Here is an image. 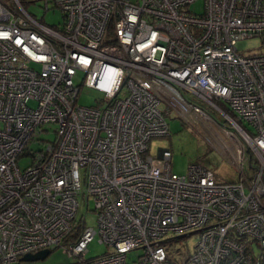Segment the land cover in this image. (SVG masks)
<instances>
[{
    "label": "built area",
    "instance_id": "obj_1",
    "mask_svg": "<svg viewBox=\"0 0 264 264\" xmlns=\"http://www.w3.org/2000/svg\"><path fill=\"white\" fill-rule=\"evenodd\" d=\"M252 36L264 44V0H0V264L55 247L69 264H264V49L237 46ZM77 74L95 105L76 103ZM170 107L208 119L236 164L253 155L254 175L222 182L197 162L179 175L170 147L146 155ZM81 194L93 227L76 221ZM95 236L107 250L86 258Z\"/></svg>",
    "mask_w": 264,
    "mask_h": 264
},
{
    "label": "rangeland",
    "instance_id": "obj_2",
    "mask_svg": "<svg viewBox=\"0 0 264 264\" xmlns=\"http://www.w3.org/2000/svg\"><path fill=\"white\" fill-rule=\"evenodd\" d=\"M134 1V0H130ZM192 10L200 11L201 2L197 1L191 6ZM27 9L34 13L37 17L41 14L43 20L48 24H57L63 20L62 13L55 7L53 10H49L42 13V6L40 3H29ZM238 48L243 53L256 52L264 49V44H261L260 37L252 36L241 39L237 44ZM74 81L79 83V92L76 103L83 106H93L96 104L98 98L102 97V92L92 87L84 86L81 83V75L77 74L74 77ZM185 96L204 108L211 119L218 121L221 124L232 127L229 120H227L217 109L205 102L203 99L193 95L189 92H185ZM32 103V102H31ZM167 107L165 102H161L160 108L164 111ZM166 120L168 121L170 128V135L152 137L148 141V150L146 155L156 156L159 147H170L172 156L170 159V166L173 172L179 175H184L187 171L189 163L197 162L206 168L212 170L218 181L232 182L237 181L243 175L251 177L254 175L255 170L259 166V162L256 161L253 155L246 152L241 164H236L232 161L229 151L219 143V138L212 129L211 123L208 119L195 116L193 114L179 115L176 110L170 107L168 114H166ZM50 132L43 133L41 136L44 139H51L53 137L52 130ZM43 143L34 140L28 143V150L34 151L42 147ZM31 163V154L26 153L21 155L17 159V165L19 169L23 170L27 165ZM78 210L76 213V221L80 220L85 226H95V212H86L87 207L93 208V201L89 198L86 201L84 194L78 196ZM184 241V245L187 250H190L193 243L196 241L195 237H191L188 240L180 239ZM107 250L103 243L98 242V236H95L87 245V251L84 253V257H93L99 255ZM137 252L131 251L128 253V260L136 257ZM73 261V258L68 257L62 248L55 247L49 251V253L43 259L35 260H21V264H69Z\"/></svg>",
    "mask_w": 264,
    "mask_h": 264
},
{
    "label": "water",
    "instance_id": "obj_3",
    "mask_svg": "<svg viewBox=\"0 0 264 264\" xmlns=\"http://www.w3.org/2000/svg\"><path fill=\"white\" fill-rule=\"evenodd\" d=\"M49 253L48 249L40 250L33 254H25L21 257V260H35V259H43Z\"/></svg>",
    "mask_w": 264,
    "mask_h": 264
},
{
    "label": "trees",
    "instance_id": "obj_4",
    "mask_svg": "<svg viewBox=\"0 0 264 264\" xmlns=\"http://www.w3.org/2000/svg\"><path fill=\"white\" fill-rule=\"evenodd\" d=\"M76 233V232H75ZM72 236H71V239H75L76 237V235H77V233L74 235V234H71Z\"/></svg>",
    "mask_w": 264,
    "mask_h": 264
}]
</instances>
